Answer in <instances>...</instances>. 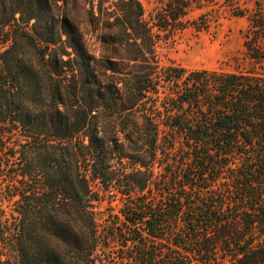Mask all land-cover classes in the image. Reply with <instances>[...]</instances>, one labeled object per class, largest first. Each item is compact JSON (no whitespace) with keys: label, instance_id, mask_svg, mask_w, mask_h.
<instances>
[{"label":"trees","instance_id":"1","mask_svg":"<svg viewBox=\"0 0 264 264\" xmlns=\"http://www.w3.org/2000/svg\"><path fill=\"white\" fill-rule=\"evenodd\" d=\"M201 1L0 0V264H264V74L159 53Z\"/></svg>","mask_w":264,"mask_h":264},{"label":"rangeland","instance_id":"2","mask_svg":"<svg viewBox=\"0 0 264 264\" xmlns=\"http://www.w3.org/2000/svg\"><path fill=\"white\" fill-rule=\"evenodd\" d=\"M148 12L157 7L161 0H140ZM205 3L200 9L195 8L191 19H198L206 14L209 27L206 30L186 29L162 42L159 53L164 64L174 62L187 69H208L226 72L252 71L264 74V60L252 59L245 43L250 29L248 15L258 9L256 3L264 0H214ZM84 7V4H81ZM89 7V6H87ZM243 13L244 16H239ZM79 21L84 22L86 15L80 11ZM87 45L96 56L101 55L102 47L99 41L91 35L85 36ZM264 47V41L262 42ZM109 205L103 203L102 209ZM123 206L121 199L112 201V207L118 213Z\"/></svg>","mask_w":264,"mask_h":264}]
</instances>
